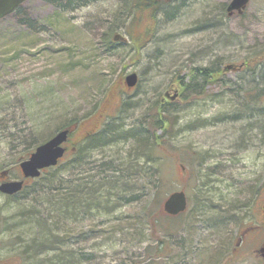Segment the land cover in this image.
Segmentation results:
<instances>
[{
  "label": "rangeland",
  "instance_id": "rangeland-1",
  "mask_svg": "<svg viewBox=\"0 0 264 264\" xmlns=\"http://www.w3.org/2000/svg\"><path fill=\"white\" fill-rule=\"evenodd\" d=\"M149 2L27 0L0 19V173L22 178L19 163L65 125L73 126L67 155L108 125L111 144L84 156L92 167L115 160L119 169L131 158L130 189L140 195L109 215L55 223L44 248L58 249L30 252L22 248L38 228L27 179L18 195L0 193V264H32L27 255L91 264L90 254L94 264L118 263L119 247L81 240L83 226L100 223L144 230L124 234L123 246L146 264H264V0L232 15L231 0ZM131 72L139 80L129 88ZM175 90L177 99L164 97ZM157 111L170 128L151 124ZM179 190L187 210L160 218L167 235L151 233L144 209L160 202L163 210ZM64 234L73 245L61 243ZM158 243L156 258H145L143 248Z\"/></svg>",
  "mask_w": 264,
  "mask_h": 264
},
{
  "label": "trees",
  "instance_id": "trees-1",
  "mask_svg": "<svg viewBox=\"0 0 264 264\" xmlns=\"http://www.w3.org/2000/svg\"><path fill=\"white\" fill-rule=\"evenodd\" d=\"M149 1V4L156 3V0ZM154 120L155 121L151 124L157 128L160 127L166 130L171 127L169 119H165L159 114V111H157V116ZM64 127L73 128L71 124L65 125ZM112 131L107 125L101 130L90 132L86 136L88 147L85 151L78 147V149L74 150L69 155L66 154L56 166L45 169L41 176L30 180L31 194H34L32 207L36 210L30 213L29 217H32V220L35 222L38 228V235L34 239L27 240L28 247H23V251L40 252L42 249L57 250L58 248L55 247L44 248L45 244H47V237L49 235H51V239H54V235H52L54 231L53 225L57 222H64L65 219L68 221H76L80 216L85 219L86 216L90 215L99 218L102 215H109L114 208L119 205L127 203L133 204L138 201L140 195L133 193V190L130 189L132 182L136 181L134 178L136 173L133 169L134 166L138 165L134 163L131 158H123L124 162H122L121 165H126L122 169H119L118 164L115 165L114 163L115 160L103 162L96 167H92L90 166V156H84V152L86 153L88 150L100 144H111L109 143L110 139L108 136ZM132 131H136L138 134L140 129L132 128L128 130V132ZM161 139L162 135L160 137L157 136L155 142L158 143ZM37 145L38 144H36V146ZM161 170H163L162 167L159 168V172H161ZM155 180L162 183L161 176L155 178ZM47 214L50 215V218H54L53 222L50 224L47 223L49 220ZM143 214L145 217L143 226L147 225L151 233H156L157 235L168 234V231H165L163 228L160 218L163 215H169H167L164 210H161L160 202H155L147 206ZM172 217L174 218L175 216ZM100 225L101 223L98 226L94 225L90 230H85L83 226L80 232L81 240L86 241L87 235L96 239L100 237V243L97 244L99 247L105 244V242H107L105 245L110 249H113L112 247H119L116 252L123 251V257H120L119 262L115 264H146V257L156 258L155 255H158V253L162 251L159 243L155 246L149 244L143 248V252L148 250V253H146L147 256H145L146 259L139 258V254L130 252L127 246H123V243L127 235H133L136 234V232L141 234L144 230L140 229L136 231L135 227V231L131 233L132 226H129L128 230L125 232L124 228H107L100 227ZM108 230L112 235L108 234ZM104 234L108 236L101 239ZM124 234H126V236ZM66 235L67 234H64L62 237L61 243L65 246L73 245L74 242H72L70 238H64ZM24 253L26 252L21 253V255H23L21 258H25L24 255L26 254ZM27 256L29 263L32 261V264H47L48 262L45 257L43 260H47V262L33 263V260L40 259V255ZM115 256H117V254ZM91 258L94 259L92 254L86 255L84 259ZM49 259V264H61L56 263L57 261H63V264H80L79 261L73 263V259L70 256H60L58 259Z\"/></svg>",
  "mask_w": 264,
  "mask_h": 264
},
{
  "label": "water",
  "instance_id": "water-1",
  "mask_svg": "<svg viewBox=\"0 0 264 264\" xmlns=\"http://www.w3.org/2000/svg\"><path fill=\"white\" fill-rule=\"evenodd\" d=\"M26 0H0V18L12 13ZM249 0H231L227 6V11L232 14L234 11L242 12L247 6ZM231 65L226 66V70L230 69ZM138 75L131 72L125 76V82L129 87L136 85ZM166 96L174 100L178 96L175 92L172 96L166 93ZM71 128H62L58 130L51 138L39 144L30 156L21 161L19 167L21 169L23 179H11L3 181L0 184V192L7 195H13L24 188L26 178H36L41 175V172L49 167L56 166L59 160L64 156L66 147L64 143L69 139ZM6 171L1 172V176H5ZM188 200L184 191L172 192L164 201V211L171 215H177L184 212L187 208ZM264 210V206H263Z\"/></svg>",
  "mask_w": 264,
  "mask_h": 264
},
{
  "label": "flooded vegetation",
  "instance_id": "flooded-vegetation-1",
  "mask_svg": "<svg viewBox=\"0 0 264 264\" xmlns=\"http://www.w3.org/2000/svg\"><path fill=\"white\" fill-rule=\"evenodd\" d=\"M6 172L7 174L5 176H0V183L10 179L8 175V171ZM244 236L246 237V234ZM260 253H261V258L264 259V246H261Z\"/></svg>",
  "mask_w": 264,
  "mask_h": 264
},
{
  "label": "bare ground",
  "instance_id": "bare-ground-1",
  "mask_svg": "<svg viewBox=\"0 0 264 264\" xmlns=\"http://www.w3.org/2000/svg\"><path fill=\"white\" fill-rule=\"evenodd\" d=\"M97 258V257H96ZM91 261V260H90ZM91 264H94V260L92 259V261H91ZM95 264H97V263H95Z\"/></svg>",
  "mask_w": 264,
  "mask_h": 264
}]
</instances>
